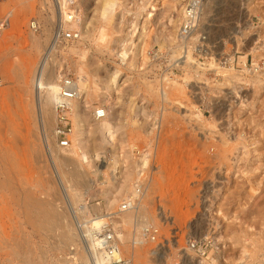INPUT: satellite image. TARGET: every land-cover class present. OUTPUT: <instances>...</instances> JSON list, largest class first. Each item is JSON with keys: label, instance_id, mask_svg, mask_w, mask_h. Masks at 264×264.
Returning a JSON list of instances; mask_svg holds the SVG:
<instances>
[{"label": "rangeland", "instance_id": "374dc122", "mask_svg": "<svg viewBox=\"0 0 264 264\" xmlns=\"http://www.w3.org/2000/svg\"><path fill=\"white\" fill-rule=\"evenodd\" d=\"M187 1L120 0L104 21L101 0H79L81 23L66 28L82 39L48 57L55 79L88 86L64 148L56 100L46 126L48 86L36 79L56 30L54 0H0V19L11 20L0 38V209L18 210L0 219V264H90L84 235L107 218L135 264H264V0H205L180 41ZM131 198L145 217L123 211ZM148 226L157 241L141 238ZM189 240L206 242L209 257L196 260Z\"/></svg>", "mask_w": 264, "mask_h": 264}, {"label": "built area", "instance_id": "2783aa9c", "mask_svg": "<svg viewBox=\"0 0 264 264\" xmlns=\"http://www.w3.org/2000/svg\"><path fill=\"white\" fill-rule=\"evenodd\" d=\"M205 0H188L184 6L183 19L178 33L180 41H186L197 29L200 19L204 11ZM65 7L62 14L63 24H71L80 20L79 0H59ZM10 15L0 19V38H2L10 26ZM29 28L33 33L41 30V23L37 19H32L29 23ZM82 30L80 28H66L60 26L55 30L52 42L47 49L46 57H51L55 51L64 50L71 43L78 42L82 39ZM45 57V58H46ZM59 90L55 103V111L57 115L55 135L60 145L64 148L71 147L73 136V121L72 113L74 104L80 95V88L77 81L63 75L59 80ZM107 116L104 108L96 109L94 117L98 120L104 119ZM136 201L134 198L129 199L122 205L123 211H129L135 208ZM159 229L154 226L145 227L142 230L141 238L157 241ZM86 242L93 244L94 249L90 250V255L93 264H135L133 258H127L122 249L121 237L113 226L111 218L95 230H91L87 236ZM138 240H135L134 245H138ZM189 250L194 254L196 260L206 256L208 246L206 242L199 243L193 240L188 241Z\"/></svg>", "mask_w": 264, "mask_h": 264}, {"label": "bare ground", "instance_id": "6f19581e", "mask_svg": "<svg viewBox=\"0 0 264 264\" xmlns=\"http://www.w3.org/2000/svg\"><path fill=\"white\" fill-rule=\"evenodd\" d=\"M119 2H120V0H101V2H100V4H99V14H100V18L102 19V20H104V21H106V20H110V18H113V15H115V13H116V8L118 7V4H119ZM236 2L238 3V5H241V4H243L244 6H248V7H251L252 5H253V2H254V0H236ZM54 4L56 5L55 7V9H56V18H57V21H56V28L55 29H58L60 26H64V27H67V24H63V18H62V14H63V12L65 11V7L63 6V4L61 3V2H59V0H54ZM174 4V3H173ZM205 7H206V1H204V11H203V14L202 15H204L205 14ZM174 9H176V8H174ZM177 10V9H176ZM181 12H183L184 13V7H182L181 8ZM175 13H176V11H175ZM80 23H81V20H77L76 22H74V24L75 25H80ZM249 27V26H248ZM258 48L257 47H252V48H250L249 50H257ZM185 58H186V61H187V63L189 64V62L190 61H193V58H192V56H191V53L188 51V53H187V55L185 56ZM186 63V64H187ZM258 66V65H257ZM40 68H39V70H38V74H37V86L38 87H45V86H48V91L49 92H47V93H49L48 94V96H46V97H42L41 98V107L43 108V112H44V116H43V122H44V124L46 125V126H48V118L46 117L47 116V105L51 102V100L53 101V99L54 100H57V94H58V90H59V81L57 80V79H55V75L53 74V71H51L50 70V68H49V58H44L43 60H42V62H41V64H40V66H39ZM255 70L257 71V73H261L260 71H262V70H259L258 69V67L257 68H255ZM236 73V72H235ZM48 80V81H47ZM87 81H85V80H80V82H77L78 83V85H79V88H80V95H79V97L78 98H81V96L84 94V92L87 90V88H88V86H87V83H86ZM86 93V92H85ZM56 98V99H55ZM74 108L75 109H79L80 108V104H79V102L77 101V103L74 105ZM50 120V119H49ZM101 128L103 129V130H106V132L110 135V136H112L113 135V133H114V130L112 129V127H111V125L110 124H108L107 122H103L102 124H101ZM144 164H146V160H144ZM2 167V166H1ZM75 171V170H74ZM3 172H4V170H3ZM5 174V173H4ZM75 176H76V173L74 174ZM1 182V181H0ZM1 187H3V186H1L0 185V188ZM71 187V186H70ZM66 189V188H65ZM71 190V189H70ZM2 192V191H1ZM4 192V191H3ZM71 193H72V191H71ZM15 194V192H12V196ZM74 194V193H73ZM72 194V195H73ZM6 196H8V194H5V197ZM10 196H11V193H10ZM4 198V197H3ZM7 198V197H6ZM138 203H140V202H138ZM34 204V203H33ZM34 205H36V204H34ZM142 205L143 204H137V205H135V208H133V209H131L129 212H127V213H133V211H134V209H137V213L139 214V216L138 217H140V216H142L143 214L141 213L140 214V212H141V210H142ZM4 206V205H3ZM2 206V207H3ZM38 206V205H37ZM34 207V206H33ZM7 209V208H6ZM53 209V208H52ZM51 209V210H52ZM51 210H49V211H51ZM55 210V209H54ZM79 211V210H78ZM16 212H18V210L17 211H13V210H10L9 209V211L8 210H4V209H0V219L2 218H5V217H7V216H12V215H14V213H16ZM52 212H54V211H52ZM80 212V211H79ZM82 212V211H81ZM50 213V212H49ZM55 213V212H54ZM126 213V214H127ZM136 213V212H135ZM20 214V213H19ZM53 214V213H52ZM57 214H58V212H57ZM80 214V213H79ZM78 214V215H79ZM55 215H56V213H55ZM127 215H129V214H127ZM60 216V215H59ZM144 216V215H143ZM54 217V216H53ZM56 217H57V219H56ZM145 217V216H144ZM9 218H11V217H9ZM56 220H58V218H60V217H58V216H55L54 217ZM132 218H133V216L130 214L129 216H126V218L124 217V218H122V220H123V222H124V224H128V223H130V221H133L132 220ZM141 218V217H140ZM53 219V218H52ZM141 220V219H140ZM3 221V220H2ZM46 221V220H45ZM83 221V220H82ZM81 221V222H82ZM57 222V221H56ZM43 223H45V222H43ZM47 223V222H46ZM57 223H59V222H57ZM61 223V222H60ZM59 223V224H60ZM95 224H100V223H102L101 222V220H99V221H97V222H94ZM4 224H5V221H4ZM3 223H2V226L4 225ZM42 224H40V226H41ZM57 225V224H56ZM56 225H54V223H52V221H49V226H47L46 228H47V230H49V231H54V229H56ZM43 226V225H42ZM101 225H99V226H97V227H93L94 229H92V230H95V228L96 229H98L99 227H100ZM6 227V226H5ZM4 227V228H5ZM36 227H37V225H36ZM3 228V229H4ZM14 228V227H13ZM41 228V227H40ZM43 228V227H42ZM57 228H58V226H57ZM63 228V227H62ZM87 228V227H86ZM39 229V228H38ZM64 229V228H63ZM68 230V229H67ZM67 230H65L64 232H63V230H61V232H63V234L61 235V238H63L66 242H69L72 238H71V235H70V233H69V231H67ZM46 231V230H45ZM91 231V229L89 230V231H86V232H90ZM6 232H8V230L6 231ZM1 233V232H0ZM13 233V232H12ZM8 234H9V232H8ZM7 236V235H6ZM87 236H88V234H86V235H84V239L85 240H87ZM1 237V236H0ZM120 237L122 238V235L120 234ZM84 244V243H83ZM91 249H94V245L93 244H88V247H87V250H88V252H89V255H84L83 257H82V262L83 263H88L89 261H90V264H93V262H92V259H91V255H90V250ZM89 257V258H88ZM161 257V256H160ZM200 259H203V258H200ZM68 262V261H67ZM205 263H208L206 260H202V262L200 263V264H205Z\"/></svg>", "mask_w": 264, "mask_h": 264}]
</instances>
